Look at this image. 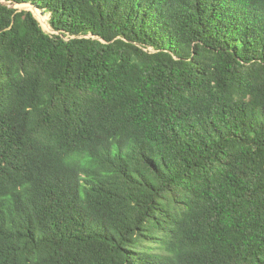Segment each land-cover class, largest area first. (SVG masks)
Returning a JSON list of instances; mask_svg holds the SVG:
<instances>
[{"label":"trees","instance_id":"16d2710c","mask_svg":"<svg viewBox=\"0 0 264 264\" xmlns=\"http://www.w3.org/2000/svg\"><path fill=\"white\" fill-rule=\"evenodd\" d=\"M0 264H264V0H0Z\"/></svg>","mask_w":264,"mask_h":264},{"label":"rangeland","instance_id":"374dc122","mask_svg":"<svg viewBox=\"0 0 264 264\" xmlns=\"http://www.w3.org/2000/svg\"><path fill=\"white\" fill-rule=\"evenodd\" d=\"M16 9L20 10V11H23V10H27V11H32L35 16L38 18V20L40 21L42 27L44 28V30L49 33V34H52V35H58V32H55L51 25H50V16L49 15H44L42 11L40 10H34L33 8H31L29 6V4H22V5H16L14 6ZM35 8V7H34ZM42 17H45V21H42Z\"/></svg>","mask_w":264,"mask_h":264}]
</instances>
